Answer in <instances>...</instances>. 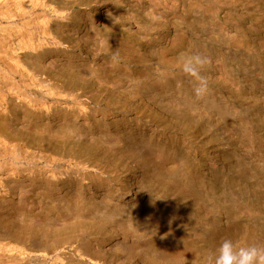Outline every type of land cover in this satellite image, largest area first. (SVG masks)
Wrapping results in <instances>:
<instances>
[{
	"label": "bare ground",
	"instance_id": "bare-ground-1",
	"mask_svg": "<svg viewBox=\"0 0 264 264\" xmlns=\"http://www.w3.org/2000/svg\"><path fill=\"white\" fill-rule=\"evenodd\" d=\"M89 1L0 0V15L7 20L17 13L18 18L23 15V20L19 18L21 21L15 25L14 35L13 22L0 23V34L7 33L2 37L9 41L1 49L4 54H0L4 63L11 60L4 66H9L15 75L20 74L23 81L29 76L43 82L39 73L49 69L70 82L50 79V84L44 81L47 87L45 83L33 84V79L31 85L13 83L15 79L6 83L7 77L4 83L0 82V264H206L207 257L225 239L264 246V93L244 96L240 80L243 77L246 83L260 85L264 91V41L252 42L239 23L244 13L264 20V0L258 1L259 7H249L250 0H217L222 5L218 9L211 7L209 0H195L186 9L185 17L174 11V27H170L166 40L155 45L157 61H153L150 72L124 89L117 83L112 85L113 92L104 91L106 96L102 93L105 100L130 107L129 115L111 120L105 114L100 119L92 118L95 107L82 94L90 83H104L107 70L105 73L97 64L91 70L90 66L85 67L88 72L79 70L76 62H68L65 57L62 60L57 53L60 48H67L66 41L76 42L90 56L101 50L98 42L106 55L123 51L118 32L125 25L124 20H134V13L125 18L127 15L121 17L119 9L118 14L106 10L105 19L102 18L105 24L94 37L80 33L74 34L73 39L68 33L66 40L57 34L55 19L63 15L57 9L51 10L54 21L49 22V18L41 22L45 31L42 34L33 31L36 25L31 20L36 14L31 20L24 15L36 5H88ZM101 1L107 0L96 2L102 5ZM225 9L223 21L215 22L213 19ZM161 10L151 11L154 20L163 16L164 9ZM131 28L129 32L134 35ZM48 31L55 36L51 37ZM192 33L200 42L197 47L187 45ZM187 46L195 49L193 54H200L211 64L215 62L231 84L226 86L244 96V100L236 101L210 90L197 98L188 90L183 82L189 76L174 57ZM50 54L56 58L46 64L41 57ZM3 64L0 60V71L7 76ZM26 64L35 68L28 69ZM173 83L177 85L167 90ZM121 91L127 99L118 96ZM151 94L161 99L159 113L174 119V125L169 126L185 141L181 146L155 148L127 136L134 125L154 130L145 118L134 115V98ZM118 121L125 125L120 126ZM112 124H116L114 132ZM199 129L201 133L193 140L191 135ZM116 149L137 163H132L136 167H132L125 184ZM35 159L43 160L46 166L34 164ZM198 160L201 167L206 163L218 175L207 180L200 168L194 171L190 166ZM76 165L80 169L78 176L71 174L65 180V171L69 173Z\"/></svg>",
	"mask_w": 264,
	"mask_h": 264
},
{
	"label": "rangeland",
	"instance_id": "rangeland-1",
	"mask_svg": "<svg viewBox=\"0 0 264 264\" xmlns=\"http://www.w3.org/2000/svg\"><path fill=\"white\" fill-rule=\"evenodd\" d=\"M97 0H90L89 1V4L88 5H81V4H74V5H58L60 7V9H58V6L57 5H43V7H41L42 5H36L35 6V9H32V11L30 12V10L28 12H26V17L25 18L29 20H31V16L36 14L34 16V18H32L33 20H31V22L33 23V25L35 27H38V28H35L34 26V30L33 31H37L36 33L38 34H42L43 33V26H42V23L41 22H45V20L47 21V19H52L53 17V12L51 10H54L53 8L57 9L60 14L62 15V17H65L66 20H64L61 16V18H56L55 20L57 21L58 23V27H57V34L64 38L65 40L67 39L66 36H68V33L69 35L74 39V34H76L75 36L79 35L80 33L81 34H84V33H87L88 35L90 34L91 37H94L95 34H97L100 29L102 28V26L105 24V17H104V12L106 10L108 11H111L112 13H116L118 14L119 10H120V13L119 15L121 17H125V15H127L125 18H129L128 16V13H134V20H131V19H126L124 20L123 22L125 23V25H123V28H121V30L118 32V34L121 36L120 37V43H121V47L123 49V51H116V52H113V54H109V55H106L105 52H102V45L101 43L98 42V45H97V48H101L98 49L97 53H94V52H91L90 55H86V52H84V50L79 47V45H77L76 42L74 41H66L65 42V46L64 49L63 48H60L59 52L57 53V55H60L61 56V59L63 58L65 60V58H68V62H76V65L79 67L78 69L79 70H82V71H89L91 70L96 64V66L100 65V67L103 68L104 72L106 71L107 72V80L103 83L101 82L100 80H97L95 82H92L90 83V86H89V89L88 90H84V92H82V94L84 96H87L85 98L89 99V101L92 103V106L95 107L93 110H94V117L91 116L92 118H96V119H100L102 117L103 114H105L107 117V120H111V119H115V118H121L123 117L124 115H129L127 114V111L130 110V107L128 105L126 106H123V105H115L113 104L112 102L108 101V100H105L103 97H102V93L104 94L105 92H108L111 93L113 92L114 90L112 89L114 85H116L117 83L119 85H121L122 89H124L125 87H127L128 85H131L133 82L135 84V80L136 79H142L144 75L148 74L151 70V67L153 66V61H157V54L155 53L156 52V49H155V45L158 44V42H161L163 40H166L168 37V35L170 34V31H171V28H173V16L174 15V11L175 13L176 12H179L182 16L184 15V17L186 16V9L189 8L190 4H192L193 2H196L195 0H159V2L156 0H139V2L136 0H131L132 3L130 2V0H127V2L125 3L126 0H121L119 2V0H107V1H101L102 5L98 4V2H96ZM124 1V2H123ZM153 1V3L151 2ZM161 1V2H160ZM198 1V0H197ZM201 2H204L206 3L208 0H200ZM215 1V2H214ZM217 0H209L207 3H209L211 5V7H215V8H219L220 6L222 5H218L219 2H216ZM262 2L261 0H250V4L252 5H248L249 7L251 6H257L259 7L260 5H257L259 2ZM111 2V3H109ZM115 2V3H113ZM169 2V3H167ZM182 2V3H181ZM93 3V5H92ZM106 3V5H105ZM118 3V4H117ZM125 3V5L123 4ZM128 3V5H126ZM129 3L132 5V7L129 5ZM160 3V4H159ZM172 3V4H171ZM176 3V4H175ZM189 3V4H188ZM217 3V4H216ZM111 4V5H110ZM121 4V5H120ZM143 4V5H142ZM154 6H153V5ZM163 4V5H162ZM166 4V5H165ZM188 4V5H187ZM215 4V5H214ZM253 4H256V5H253ZM116 5V6H115ZM161 5V6H160ZM173 5V7H172ZM175 5V7H174ZM187 5V6H186ZM218 5V6H217ZM45 6L48 8L45 9ZM51 6V8H50ZM53 6V7H52ZM56 6V7H55ZM90 6V7H89ZM106 6V7H105ZM110 6V7H109ZM118 6V7H117ZM121 8H120V7ZM136 6L137 7V11H136ZM150 6V7H148ZM153 6V7H151ZM180 6V7H179ZM263 6V5H262ZM75 7V8H74ZM89 7V8H88ZM124 7V8H123ZM38 8V9H37ZM44 8L45 10V13L44 11H42ZM61 8H62V13H61ZM85 8V9H84ZM91 8V9H90ZM93 8V10H92ZM99 8V9H98ZM106 8V9H105ZM114 8V9H113ZM148 8V9H147ZM152 8V9H151ZM154 8V9H153ZM156 8V9H155ZM164 10H163V9ZM166 8H168L166 10ZM40 9V10H39ZM65 9V10H64ZM68 9V10H67ZM71 10V12H69V10ZM76 9V11H74ZM110 9V10H109ZM112 9V10H111ZM119 9V10H118ZM163 11H162V10ZM181 9V10H180ZM82 10V12H81ZM117 10V11H116ZM126 10V11H125ZM143 10V11H142ZM157 10H161V14L164 16L162 17H159L161 18L160 20H158L159 18H156L155 20L153 19V16H151L152 14L151 11H157ZM178 10V11H177ZM39 11V13H37ZM66 14H65V12ZM132 11V12H130ZM167 11V12H166ZM183 11V12H182ZM36 12V13H34ZM44 14H43V13ZM64 12V13H63ZM123 12V14H122ZM139 12V13H138ZM170 12V13H169ZM220 14L218 15V18H214L213 20H216L215 22L221 20L223 21L221 18H224L226 16V12L227 10H220ZM15 14L17 12H14ZM27 13L29 15H27ZM30 13H33V14H30ZM48 13V14H47ZM103 15H102V14ZM138 13V14H136ZM183 13V14H182ZM43 14V15H42ZM46 14V16H45ZM222 14V15H221ZM18 15H20L19 13H17L12 19H9L7 20V17H4V16H1L2 17L1 19H4L6 18V21L5 19L4 20H1L0 23L3 25L4 23H8L10 22L12 25L14 23V29L9 27L11 30L13 29V31H11V33H13L12 35H14V30L16 32L17 29H15V25H17L21 19L23 20V15L19 16V19L18 18ZM39 15V16H38ZM67 17H66V16ZM81 15V16H80ZM83 15V16H82ZM170 15V16H169ZM30 16V17H29ZM43 18H42V17ZM80 16V17H79ZM88 16V17H87ZM136 16V17H135ZM143 16H144V19H143ZM168 19H167V17ZM221 16V17H220ZM248 15L246 13H244L242 15V21H240L239 23L241 24V27L242 29L249 33L250 36H251V40L252 42L256 41V42H263L264 41V20H260L257 15L255 17V15L247 17ZM4 17V18H3ZM255 17V18H254ZM18 18V19H17ZM45 18V19H44ZM81 18V19H80ZM104 18V19H102ZM140 18V19H139ZM170 18V19H169ZM37 19V20H35ZM48 20L49 22L51 21H54L53 19L52 20ZM63 19V20H61ZM79 19V20H78ZM92 19V20H91ZM138 20V22L136 20ZM146 19V20H145ZM168 20V22L166 20ZM12 20V21H11ZM61 20V21H60ZM101 20V21H100ZM151 20V21H150ZM75 21V22H74ZM79 21V22H78ZM87 21V22H86ZM89 21V22H88ZM131 21V22H129ZM147 21V23H146ZM154 21V22H153ZM163 21H165L166 23H164ZM220 21V22H221ZM4 22V23H3ZM13 22V23H12ZM136 22V23H135ZM162 22V23H161ZM41 23V24H40ZM71 25H70V24ZM147 25H146V24ZM151 23V24H150ZM250 23V24H248ZM5 24V25H6ZM38 24V26H37ZM40 24V25H39ZM67 24V25H66ZM92 24V25H91ZM94 24V25H93ZM142 24V25H141ZM163 24V25H162ZM255 26H254V25ZM263 24V25H262ZM60 25V26H59ZM70 25V26H69ZM86 25V26H84ZM141 25V26H140ZM149 25V26H148ZM155 25V26H154ZM167 25V26H165ZM246 25V26H245ZM12 26V27H13ZM69 26V27H68ZM92 26V27H91ZM126 26V27H125ZM140 26V27H139ZM148 26V27H147ZM164 26V27H163ZM252 26V27H250ZM61 27H63L61 29ZM89 27V29H88ZM91 27V28H90ZM132 27V28H131ZM152 27V28H150ZM155 27V28H154ZM159 29H158V28ZM168 30H167V28ZM171 27V28H170ZM247 27V29H246ZM71 28V29H70ZM85 28V29H84ZM128 28H131L132 31H134V35L133 33L130 31L129 32V29ZM163 28V29H162ZM245 28V29H244ZM37 29V30H35ZM70 29V30H69ZM91 29V31H90ZM93 29V31H92ZM98 29V30H97ZM158 29V30H157ZM226 29V28H225ZM128 30V31H127ZM154 30V31H153ZM228 31H231V29H227ZM62 31V32H60ZM68 31V32H67ZM74 31V33H73ZM152 31V32H151ZM160 31V32H159ZM169 31V32H168ZM45 32V31H44ZM50 31H48L47 33H49ZM92 32V33H91ZM143 32V34H142ZM151 32V33H150ZM255 32H257V34L255 35ZM1 33V32H0ZM62 33V34H61ZM65 33V34H64ZM150 33V34H149ZM168 33V35H167ZM252 33V34H251ZM261 33V34H259ZM27 34H30V32H28ZM51 34V32H50ZM65 36H64V35ZM93 34V35H91ZM136 34V35H135ZM139 34V35H137ZM141 34V35H140ZM161 34V35H160ZM9 35V34H8ZM53 35V36H52ZM73 35V36H72ZM0 38L2 39L0 42L3 41V44L1 43L0 45H4V47L0 46V53L1 54H4L3 50L5 47H7L9 41H7L4 37L2 36H7V33L5 34V32H2V34H0ZM48 36H50L48 34ZM55 34L52 32L51 34V37H54ZM140 36V37H139ZM150 36V37H148ZM158 36V37H157ZM160 36V37H159ZM165 36V37H164ZM14 39H15V36H13ZM139 37V38H138ZM253 37V38H252ZM195 38V39H194ZM146 39V40H144ZM10 40V39H8ZM127 40V41H126ZM144 40V41H143ZM150 40V41H149ZM194 40V41H193ZM6 41V42H4ZM17 41V40H16ZM125 41V42H124ZM193 41V42H192ZM71 42H73L71 44ZM187 45H191L192 47H197V43H200L198 41V38H197V35L192 33V36L191 34L189 35V38H188V41H187ZM191 42V43H190ZM7 43V44H6ZM125 43V44H124ZM128 43V44H126ZM152 43V44H151ZM134 44V45H133ZM68 45H71L69 48H68ZM101 46V47H100ZM133 46V47H131ZM136 46V47H135ZM152 46V47H151ZM2 47V48H1ZM154 47V48H153ZM74 48V50H70ZM79 48V50H78ZM128 48V49H126ZM130 48V49H129ZM1 49H3L1 51ZM65 52H63V51ZM139 50V52H138ZM146 50V51H145ZM191 50V51H190ZM195 49H190L189 46H187L184 51L185 53L181 52V53H177L176 55H174V57L176 58L177 62L179 61V58L180 56L183 54V55H189V54H193V52ZM132 53H130V52ZM142 51V52H141ZM150 51V52H149ZM84 52V53H83ZM100 52V53H99ZM147 52V53H146ZM189 52H192V53H189ZM64 53V54H63ZM67 53V54H66ZM151 53V54H150ZM153 53H155L153 55ZM189 53V54H188ZM0 54V60L2 61V64L4 63L3 61V55ZM63 54V55H62ZM147 54V55H146ZM149 54V55H148ZM79 55V56H78ZM113 55V56H112ZM130 55V56H129ZM141 55V56H140ZM145 55V56H144ZM3 58H2V57ZM53 55H48L46 57H41L42 61H44L46 64L47 62L49 63L51 60H54L55 58L52 57ZM72 56V57H70ZM99 56V57H98ZM129 56V57H128ZM149 56V57H148ZM153 56V57H152ZM65 57V58H64ZM108 57V58H106ZM128 57V58H127ZM133 57V58H132ZM2 58V59H1ZM47 58V59H46ZM49 58V60H48ZM99 58V59H98ZM103 60H101V59ZM110 58V59H109ZM121 58V59H119ZM62 59V60H63ZM109 59V61H108ZM136 59H140V60H136ZM142 59V60H141ZM47 60V61H46ZM90 60V61H89ZM152 60V61H151ZM11 61V60H8V62ZM98 61V62H97ZM106 61V62H105ZM108 61V65L105 64L107 63ZM121 61V62H120ZM131 61V62H130ZM141 61V62H140ZM8 62L6 61L2 67L5 68V72L10 68L8 66V68H6V66H4L5 64H8ZM86 62V63H85ZM93 62V63H91ZM101 62V63H100ZM103 62V63H102ZM90 63V64H89ZM110 63V64H109ZM207 64H205V66H203L202 70H201V75L203 77H205V79L207 80V83L211 86L208 85V90H210L213 94H223L225 95L226 97H229V98H232L236 101H243L244 100V96H262L264 93L263 90H261V86L260 85H256V87H254L252 84L250 83H246L245 82V78L241 77L240 80H241V85H242V91L243 92V95H239L236 91H234L233 89H231V87H228L229 85L231 86L230 82L227 80V78L223 75V73H221V71H219L217 68H216V65L214 63H209V62H206ZM29 64H32V62H29ZM89 64V65H88ZM93 64V65H92ZM82 65V66H81ZM103 65V66H102ZM131 65V66H130ZM142 65V66H141ZM146 65V66H145ZM207 65V66H206ZM212 65V66H211ZM26 68L28 69H31L32 68H35L34 66H29L28 64L25 65ZM87 66H90V68ZM111 66V67H110ZM125 66V67H124ZM82 67V68H80ZM86 67V68H85ZM133 67V68H132ZM145 67V68H144ZM117 68V69H116ZM129 68V69H128ZM136 68V70H135ZM212 68V69H211ZM7 69V70H6ZM11 69V68H10ZM140 69V70H139ZM149 69V70H148ZM32 70V69H31ZM49 70V69H48ZM48 70H46V72L44 73H39L40 74V77L42 79L43 82H41L40 78L38 77L37 79H39L40 83L36 81V78H26L25 81H23V79L20 77H18L17 75H15L12 70L9 71L8 70V73L6 72V74H8L7 76L5 75L4 71H0V82L4 83V81L6 80V77H7V80L5 81L6 83H10L12 82L14 79H15V82L13 81V83H16V84H21L19 83L20 81L27 84L26 82H28V84H30V80L33 79L35 80L33 82V84L35 83V85L38 86V83L39 85H43V83L46 84V82L48 84L50 79L51 80H57L58 82L60 83H65V84H69V80H67L66 78H62L61 76H59L60 74L58 73H52V72H48ZM117 72H116V71ZM129 70V71H128ZM146 70V71H145ZM139 71V72H138ZM205 71V72H204ZM105 72V73H106ZM113 72V73H111ZM220 72V73H219ZM4 73V75H3ZM10 73V74H9ZM13 73V75H12ZM47 73V74H46ZM121 73V74H120ZM137 73V74H136ZM139 73V74H138ZM219 73V74H218ZM42 74V75H41ZM209 74V75H208ZM213 74V75H212ZM217 76H216V75ZM12 75V76H11ZM118 75V76H117ZM132 75V76H130ZM138 75V76H137ZM208 75V76H207ZM45 78H44V77ZM114 76V77H113ZM117 76V77H116ZM140 76H142L140 78ZM215 76H216V79H215ZM223 76V78L221 77ZM49 77V78H48ZM135 77V78H134ZM218 77V78H217ZM220 77V79H219ZM3 78H5L3 80ZM11 78V79H10ZM13 78V79H12ZM20 80H19V79ZM113 78V79H112ZM115 78V79H114ZM127 78V79H126ZM214 78V79H213ZM222 78V79H221ZM10 79V80H8ZM18 79V80H17ZM22 79V80H21ZM29 79V81L27 80ZM132 79V80H131ZM191 79V80H190ZM217 79L218 82H217ZM226 79V80H225ZM49 80V81H48ZM113 80V81H112ZM18 81V83H17ZM46 81V82H44ZM130 81V82H129ZM191 81V82H190ZM208 81H212V83L208 82ZM215 81V82H214ZM228 81V82H227ZM37 82V84H36ZM112 82V83H111ZM221 82H222V85H221ZM224 82L225 85L223 84ZM109 83V84H108ZM129 83V84H128ZM229 83V84H228ZM27 84V85H28ZM48 84H46L45 87L48 86ZM184 86L194 92V87L196 86V81L191 78V77H188L184 82H183ZM226 84L228 86H226ZM248 84V85H247ZM250 84V86H249ZM31 85V84H30ZM110 85V86H109ZM113 85V86H112ZM177 84L176 83H173V85H169L166 89L169 90V89H172L174 86H176ZM215 85V86H214ZM44 86V85H43ZM102 86V87H100ZM222 86V87H221ZM218 87V88H217ZM227 87V88H226ZM230 88V89H228ZM255 90H254V89ZM227 89V91H226ZM250 89V90H249ZM260 90V91H259ZM103 91V92H102ZM105 91V92H104ZM217 91V92H216ZM227 92V93H225ZM251 92V93H250ZM66 93V92H65ZM91 93V94H90ZM100 93H101V96H100ZM118 93V92H117ZM121 93V94H120ZM118 93V96L120 97H123L125 99H127L125 97L126 93L124 92H120ZM225 93V94H224ZM259 93V95H258ZM67 94V93H66ZM107 94H104L105 96ZM227 94V95H226ZM249 94V95H248ZM254 94V95H253ZM110 96H114L113 94H110ZM236 98V99H235ZM239 98V100H238ZM93 100V101H91ZM140 100V101H139ZM134 115L135 113L139 116H142L143 118H145L147 120V122H149V125L152 126V128H154V130H151L150 128H144L142 126H135L132 128V132L131 133H127V136H134V140H136V142H144V143H147L148 145L151 144L153 145L155 148L156 147H173L177 144H180V146L182 145V142H185L183 140V138L179 135L178 132H175L176 130H174L173 128H171L169 125L173 126L174 125V119L166 116V115H163L161 113H159V110L158 109H161V99H157V97L155 96V94H151L150 95H142V96H139L138 97H135L134 98ZM103 102V103H102ZM94 103V104H93ZM110 103V105H109ZM146 104V105H145ZM102 105V106H101ZM105 105V106H104ZM145 105V106H144ZM104 106V107H103ZM98 107V108H97ZM127 108V109H125ZM113 109V110H112ZM126 110V111H125ZM99 111V112H98ZM115 112V113H114ZM119 112V113H118ZM126 112V113H125ZM261 113H264V112H261ZM116 114V115H115ZM101 115V116H100ZM115 115V116H114ZM122 115V116H121ZM264 116V114H262ZM98 116V117H97ZM111 116V117H110ZM136 116H134V119H135ZM111 118V119H110ZM168 118V119H167ZM117 124H119L120 126H124L125 123L124 121H118ZM114 126L111 127V130L112 132H114V128H115V125L116 124H112ZM98 127V126H97ZM156 127V128H155ZM135 128V129H134ZM163 128V129H162ZM102 129V128H101ZM165 129V130H164ZM139 131V132H138ZM152 131V132H151ZM159 131V132H158ZM174 131V132H173ZM200 132L198 133H194L191 135V137L193 138V140H195V138H197V136L201 133V129H199ZM134 132V133H133ZM145 132V133H144ZM172 132V133H171ZM150 133V134H149ZM155 133V134H154ZM160 133V134H159ZM141 134V135H140ZM145 135V136H144ZM174 136V137H173ZM165 137V138H164ZM181 137V138H180ZM157 138V139H156ZM177 138V139H176ZM109 139L111 141L115 140L113 138H110ZM143 139V140H142ZM166 139V141H165ZM181 139V140H180ZM160 140V141H159ZM163 140V141H162ZM149 142V143H148ZM169 142V143H168ZM156 143V144H155ZM164 143V144H163ZM172 143V144H171ZM118 151V153L116 154V159L118 160L117 162L120 163L121 165V172L123 173V180H122V183H126V180L128 181L129 177L131 176V169L132 167H136L137 163L133 160V159H130L129 157H126L122 154V151L116 149ZM37 159L34 160V164L38 165L39 166H46L44 163L46 162H43V160H38L36 161ZM41 162V164H40ZM38 163V164H37ZM136 163V165L133 166V164ZM202 165H204L205 167H201V164L199 163V160L197 161H194L193 164L190 166L192 169H194V171H198V169L200 168V171L203 173V175L205 177H207V180H213L216 175H218V173L212 171L210 169V167L208 165H206V163H203ZM208 167V168H207ZM76 168V169H75ZM204 168V169H203ZM207 168V169H206ZM78 169V166L76 165V167H74L69 173H67L68 171H65V174H63V176H65V180L68 179V175H73V177H77L78 176V172L79 170ZM76 170V171H75ZM73 171V172H72ZM77 172V173H76ZM206 172V173H205ZM76 173V174H75ZM209 174V175H208ZM207 175V176H206ZM127 177V178H126ZM210 178V179H209ZM125 181V182H124ZM123 184V185H124ZM126 186V185H125ZM133 186V185H132ZM18 192V191H17Z\"/></svg>",
	"mask_w": 264,
	"mask_h": 264
},
{
	"label": "clouds",
	"instance_id": "clouds-1",
	"mask_svg": "<svg viewBox=\"0 0 264 264\" xmlns=\"http://www.w3.org/2000/svg\"><path fill=\"white\" fill-rule=\"evenodd\" d=\"M206 62L200 54H182L178 61L182 72L196 81L194 94L197 98L203 97L208 91L207 80L201 75ZM206 264H264V246L225 239L207 257Z\"/></svg>",
	"mask_w": 264,
	"mask_h": 264
}]
</instances>
